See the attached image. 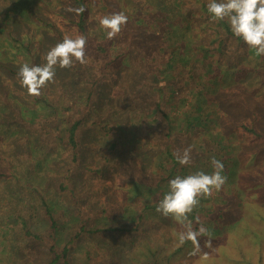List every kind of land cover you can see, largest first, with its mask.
Listing matches in <instances>:
<instances>
[{
    "label": "trees",
    "instance_id": "obj_1",
    "mask_svg": "<svg viewBox=\"0 0 264 264\" xmlns=\"http://www.w3.org/2000/svg\"><path fill=\"white\" fill-rule=\"evenodd\" d=\"M67 4L66 24L86 37L88 63L57 66L54 82L32 96L18 83L19 67L45 63L44 55L62 41L63 33L52 29L53 43L43 44L45 34L33 42L27 35L30 29L21 30L0 61L8 76L6 92L0 93L7 128L2 133L0 127V208L8 203L6 218L15 227L2 245L5 264H74L70 252L82 235H123L134 245L133 237L142 234L141 242H147V225L158 229L162 221L156 220L158 216L169 220L156 212L169 180L202 167L213 169L212 157L223 163L222 175L231 171L233 156L223 142L226 132L220 125L215 128L213 121L222 88L239 79L240 73L233 69L236 58L229 44L242 40L232 35L227 21H213L203 2L200 15L211 24L196 34L191 0H69ZM15 9L22 11L18 5ZM114 12H124L128 22L109 40L98 19ZM239 103L251 122L234 128L264 140V128L253 123L259 102ZM2 117L0 110V124ZM19 144L22 151L16 149ZM91 146L95 148L86 159L83 155ZM184 148H191V162L180 165L175 153ZM96 152L100 163L92 167L89 162L96 161ZM120 158L126 160L128 173L121 183L120 201L112 206L109 198L100 202L89 186L83 187V175L103 169L115 172ZM52 188L59 189L57 194L66 190L68 200H54ZM225 206L210 210L218 214ZM120 210L130 216L108 222L107 217ZM67 212L72 230L66 235L61 234L60 219ZM198 213L196 206L189 214L192 225L198 224ZM157 253L148 250L153 264L158 262ZM91 260L86 251L83 264Z\"/></svg>",
    "mask_w": 264,
    "mask_h": 264
},
{
    "label": "rangeland",
    "instance_id": "obj_2",
    "mask_svg": "<svg viewBox=\"0 0 264 264\" xmlns=\"http://www.w3.org/2000/svg\"><path fill=\"white\" fill-rule=\"evenodd\" d=\"M28 1L29 3L26 4V0H0V61L4 60V56L9 50V44L21 30L30 29V33L27 35H30V40L33 42H39V35L45 34L47 39L42 41L43 44L53 43L49 32L54 28L61 31L64 36L80 35L79 32L75 33V30L66 24L65 19L69 15L67 11L69 0ZM191 1L195 4L192 11L194 13V31L197 34L202 26L204 28L211 24L205 22L206 20L200 15V10L204 8L203 2L207 6L209 0ZM17 5L21 7L22 11L15 9ZM15 27L17 30L14 29ZM210 27L213 28L214 25ZM231 43L229 52L235 54H233L236 58L233 69L239 70V79L236 78L234 83L230 80L226 85L224 82L225 86L220 92L221 100L217 104L214 103L217 118H214L213 121L215 128L220 125L223 134L226 132L227 139L223 142L233 159L229 165L231 171L222 188L219 191L213 190L209 197L199 198L197 216L199 220L198 224L192 225V227L197 230L202 224L208 230V235L199 239L200 252L194 256L189 255L194 248L193 243L187 241L180 245L178 242V233L185 229L171 217H168L169 220H167L158 216L156 220H162L159 222L158 229L147 225L145 230L147 242H141L143 241L140 238L142 234H138L139 237H133L134 245H130L123 235L115 237L109 233L91 238L82 235L70 252L71 261L74 264H83L86 251H89L92 256L89 264H153L148 257V250L154 251L155 249L158 250L155 255L158 259L157 264H264V140L256 139L252 134L234 128L242 123L248 125L251 122L248 119V112L239 101L245 102L246 105H254L256 100L259 102L258 112L256 111L258 116L253 123L259 130L264 128V56L254 55V51L249 49L243 41ZM226 56H229L227 51L224 54V59L227 61ZM224 64L223 62L222 66ZM226 70L229 72L228 69ZM7 77L0 67V93L5 94L6 92ZM5 108L6 106L0 103V110L3 113L0 124L3 129L2 133L7 131ZM20 148L22 147L19 144L16 149L22 151ZM91 148L92 150H87L83 155L86 159L92 154L91 151L95 147L91 146ZM1 154L4 157L2 151ZM100 158V154L96 152V161H90L89 165L96 167L100 163ZM116 166L115 172L103 169L100 171L101 173L83 175L86 180L83 187L89 186L92 196L94 195L95 199L98 198L100 202L109 198L108 202L112 206L120 201L119 192L121 193L123 190L121 183L128 173L125 159L120 158L116 162ZM197 171L211 174L213 169L202 167L192 172ZM52 181L49 180L55 188L56 183ZM42 183L43 181L39 180V186ZM58 191L59 189H56L53 193L56 197L54 200L61 199L67 193L65 190L57 194ZM66 198L68 200V195ZM66 198L61 200L66 201ZM70 204L71 201L68 205ZM222 204H226V206L221 208L218 214L210 210V208L215 209ZM8 206L6 203L0 208V264H5L1 252L2 245L9 241L10 234L15 233L13 223L6 218ZM128 214L124 211L122 214L120 210L118 214L107 217L108 222L114 224L120 216L129 217ZM71 218V214L67 212L60 219V222L63 223L61 234H71V222H68ZM191 222L194 221L191 220ZM5 225H8L9 228H6ZM154 229L157 233L154 232ZM6 230L8 231L6 232ZM208 239L211 240V247L205 245V241ZM112 250L118 251V253H116L117 251L114 253L115 259L113 255L111 257ZM203 253H208L206 260L203 259ZM27 254L28 252L25 251V255Z\"/></svg>",
    "mask_w": 264,
    "mask_h": 264
},
{
    "label": "clouds",
    "instance_id": "obj_3",
    "mask_svg": "<svg viewBox=\"0 0 264 264\" xmlns=\"http://www.w3.org/2000/svg\"><path fill=\"white\" fill-rule=\"evenodd\" d=\"M77 11H83L78 9ZM207 12L213 21H227L234 37L240 38L245 45L254 51L256 56H264V0H209ZM128 22L124 12H114L99 17L98 26L109 40L116 37ZM84 35L65 36L44 55L45 63L32 65L25 63L17 72L18 83L28 95L39 96L41 89L54 82L57 66L61 69L73 67L75 63L86 64ZM99 76V72H97ZM180 165L191 162V148L178 149L175 153ZM213 168L211 174L203 171L186 176H176L168 181V191L159 200L156 212L164 217H171L185 230L178 233V242L183 245L191 241L194 245L189 255L200 252L199 237L208 235V230L201 224L197 230L192 227L188 216L198 206L200 197H209L213 190L219 191L226 183L222 175L224 165L215 157L210 159ZM211 247V240L205 241ZM208 253H203V259Z\"/></svg>",
    "mask_w": 264,
    "mask_h": 264
}]
</instances>
